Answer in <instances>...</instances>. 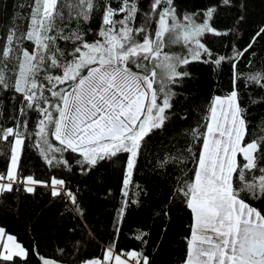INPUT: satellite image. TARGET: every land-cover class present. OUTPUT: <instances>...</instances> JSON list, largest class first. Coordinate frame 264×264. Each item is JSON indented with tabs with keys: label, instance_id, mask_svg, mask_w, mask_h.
<instances>
[{
	"label": "snow or ice",
	"instance_id": "1",
	"mask_svg": "<svg viewBox=\"0 0 264 264\" xmlns=\"http://www.w3.org/2000/svg\"><path fill=\"white\" fill-rule=\"evenodd\" d=\"M219 3L230 6L231 0ZM66 6L65 0H33L27 26L14 25L0 46V91L18 97L16 115L10 116L14 127L5 128L0 122V142L11 145L9 167L0 173V195L19 191L21 186L31 193L33 185L40 183L32 175L18 174L22 148L32 139L24 129L33 113L34 128L38 125L33 146L49 165L70 168L63 154L78 153L80 159L74 163L82 172H90L102 161L127 154L123 217L132 202L129 186L137 161L152 133L168 119L175 96L172 89L191 76L183 67L192 62L228 63L233 69V89L224 98H214L204 130L191 132L192 141L200 142L198 153L187 149L195 168L190 178L178 181L170 196L181 197L193 214L185 264H264V210L245 202L246 198L264 200V135L249 134L247 109L241 107L236 88L243 78L264 89V70L248 75L237 70L256 38L264 36V28L245 48L234 47L225 56L202 43L206 34H225L211 23L218 5L189 14L178 12L174 0H153L155 27L147 16L135 25L137 0H75V16L67 19ZM95 17L100 27L90 38L88 22ZM25 41L32 43V51L20 47ZM166 43L181 44L186 54H169L164 51ZM49 137L60 147L53 148ZM167 163L162 160L161 166ZM51 185L52 195L58 196L61 190L56 186L65 181L53 178ZM66 195L76 204L70 189ZM5 236L8 243L0 242V264H16L18 258L27 264L30 254L41 264H56L41 257L38 249L30 253L0 228V241ZM136 238L146 242L142 236ZM84 264L152 261L143 251L117 252L109 246L102 259Z\"/></svg>",
	"mask_w": 264,
	"mask_h": 264
},
{
	"label": "trees",
	"instance_id": "2",
	"mask_svg": "<svg viewBox=\"0 0 264 264\" xmlns=\"http://www.w3.org/2000/svg\"><path fill=\"white\" fill-rule=\"evenodd\" d=\"M153 0H137L138 15L135 25L149 17ZM65 18L75 16V0H65ZM178 12L194 14L217 6L211 21L222 35L206 34L202 43L213 53L230 56L233 48H245L264 28V0H231L230 6L219 0H174ZM33 0H2L0 2V46L15 25L27 26ZM17 5H20L18 7ZM242 17V19H241ZM63 23V22H61ZM89 36L94 37L100 27L99 17L88 22ZM70 26H75L69 21ZM151 30V29H150ZM21 48L33 50L25 41ZM247 60H251L249 65ZM191 74L172 90L173 107L162 129L155 130L143 149L133 172L129 186L128 204L123 217L120 209L124 203L123 180L126 175V153L100 162L90 172H82L75 160L78 153L65 152L70 168L49 165L41 152L33 145L38 140L34 132L36 115L30 113L24 131L32 139L26 140L19 157L18 174L32 175L39 181L29 193L21 186L19 191L0 195V226L13 235L26 249L37 245L39 252L56 264H84L92 258L102 259L104 249L112 246L117 252L143 251L152 264H185L188 238L193 226V214L181 197L170 196L178 181L190 178L195 168L187 158V149L199 152L200 142L192 141L191 132L200 129L208 121L209 108L214 98L228 96L233 89V69L228 63L216 66L211 63L192 62L183 67ZM238 72L248 75L264 70V36L257 37L252 49L237 66ZM236 88L240 105L247 109L249 134L264 135V89L246 83L241 78ZM256 101V103H253ZM18 97L11 91H0V122L3 127H14L10 116L16 115L14 107ZM11 139V138H10ZM52 147L59 142L49 137ZM245 140H248L246 135ZM11 145L0 142V173L9 167ZM60 157V154H56ZM172 157H179L173 160ZM238 159H241L238 157ZM162 160L168 163L161 166ZM65 181L61 195L53 196L51 180ZM139 186L140 192L137 191ZM70 189L76 196L72 204L66 195ZM59 190V189H58ZM138 201V202H137ZM246 203L264 210V200L246 198ZM142 236V242L136 237ZM16 264H24L18 258ZM27 264H41L36 256L29 255Z\"/></svg>",
	"mask_w": 264,
	"mask_h": 264
},
{
	"label": "rangeland",
	"instance_id": "3",
	"mask_svg": "<svg viewBox=\"0 0 264 264\" xmlns=\"http://www.w3.org/2000/svg\"><path fill=\"white\" fill-rule=\"evenodd\" d=\"M149 16L151 18V10H150V13H149ZM152 19V18H151ZM154 20V19H152ZM155 21V20H154ZM164 51L168 52L169 54H176V55H185L186 52L184 51V48L181 44H173V45H168L166 43V46H165V49ZM226 97V96H225ZM221 98H224V97H221ZM34 187V186H33ZM0 228H2L0 226ZM6 233V232H5ZM7 234V233H6ZM7 235H11V234H7ZM13 236V235H12ZM0 242H3V243H8L7 240H6V236L4 237V239ZM15 242L19 243L16 238H15ZM9 247H11V244L8 245Z\"/></svg>",
	"mask_w": 264,
	"mask_h": 264
},
{
	"label": "water",
	"instance_id": "4",
	"mask_svg": "<svg viewBox=\"0 0 264 264\" xmlns=\"http://www.w3.org/2000/svg\"><path fill=\"white\" fill-rule=\"evenodd\" d=\"M34 249H38L37 245H35ZM38 252H39V250H38ZM39 255H40L41 257L45 258L40 252H39ZM46 259H48V258H46ZM38 260H39V259H38ZM39 261H40V260H39ZM40 263H41V261H40Z\"/></svg>",
	"mask_w": 264,
	"mask_h": 264
},
{
	"label": "built area",
	"instance_id": "5",
	"mask_svg": "<svg viewBox=\"0 0 264 264\" xmlns=\"http://www.w3.org/2000/svg\"><path fill=\"white\" fill-rule=\"evenodd\" d=\"M2 173H5V172H2ZM56 188L59 190H64L63 186H56Z\"/></svg>",
	"mask_w": 264,
	"mask_h": 264
},
{
	"label": "crops",
	"instance_id": "6",
	"mask_svg": "<svg viewBox=\"0 0 264 264\" xmlns=\"http://www.w3.org/2000/svg\"><path fill=\"white\" fill-rule=\"evenodd\" d=\"M36 185V184H35ZM35 185H33V186H35Z\"/></svg>",
	"mask_w": 264,
	"mask_h": 264
}]
</instances>
